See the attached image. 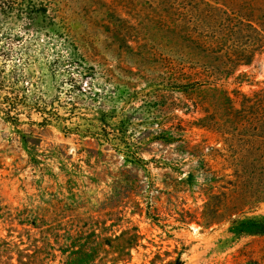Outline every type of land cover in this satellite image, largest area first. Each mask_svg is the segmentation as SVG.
<instances>
[{
    "label": "rangeland",
    "instance_id": "374dc122",
    "mask_svg": "<svg viewBox=\"0 0 264 264\" xmlns=\"http://www.w3.org/2000/svg\"><path fill=\"white\" fill-rule=\"evenodd\" d=\"M91 6L92 36L82 16L56 36L0 7V264H264V232L231 220L264 199L202 215L232 172L198 123L213 90L170 87L193 38L248 58L226 88H264V0H116L117 42Z\"/></svg>",
    "mask_w": 264,
    "mask_h": 264
},
{
    "label": "trees",
    "instance_id": "16d2710c",
    "mask_svg": "<svg viewBox=\"0 0 264 264\" xmlns=\"http://www.w3.org/2000/svg\"><path fill=\"white\" fill-rule=\"evenodd\" d=\"M115 1L0 0V7L3 11L13 13L16 18L24 19V23L41 21L40 29L43 28L45 33L50 27L49 32L56 36L71 34L72 20L82 16L80 19L86 22V26L82 28L83 34L92 36L89 29L90 20L83 11L88 4H92L91 8L101 14L104 33L111 41L117 42L120 39L119 21L122 17L118 15L121 11L116 10L114 6ZM166 25L168 28L174 27L171 22ZM124 35L127 41L133 40L128 28ZM190 39L196 43L194 49L184 54L182 48H178L181 53L178 61L171 64L175 75L170 87L199 85L213 90L212 98H202L199 102V107L205 114L199 118L198 123L217 132V139L222 141V148L228 154L225 155L220 148L215 149L220 151L222 161L232 168L231 173L224 174L230 175L225 179V184H219L226 190L218 188L204 202L202 215L208 222L223 216V209L231 198L241 201L234 202L231 206V214L235 215L242 206L264 199V88L251 95L238 88H226L222 78L233 72L236 64L248 58H237L234 64L230 57L224 58L227 54L222 53L220 49L215 50L210 44ZM127 45L131 46L128 43ZM210 148L212 147L207 146V149ZM231 220L236 230L264 232L263 215Z\"/></svg>",
    "mask_w": 264,
    "mask_h": 264
}]
</instances>
